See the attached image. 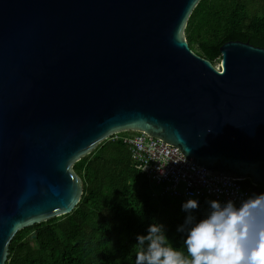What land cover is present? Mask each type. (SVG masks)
Returning <instances> with one entry per match:
<instances>
[{
	"label": "water",
	"instance_id": "obj_1",
	"mask_svg": "<svg viewBox=\"0 0 264 264\" xmlns=\"http://www.w3.org/2000/svg\"><path fill=\"white\" fill-rule=\"evenodd\" d=\"M199 2L0 0V264L20 230L76 208L74 164L117 133L264 186V47L194 52Z\"/></svg>",
	"mask_w": 264,
	"mask_h": 264
},
{
	"label": "trees",
	"instance_id": "obj_2",
	"mask_svg": "<svg viewBox=\"0 0 264 264\" xmlns=\"http://www.w3.org/2000/svg\"><path fill=\"white\" fill-rule=\"evenodd\" d=\"M185 35L191 49L215 65L227 41L264 47V0H200ZM73 168L84 185L76 208L20 230L6 264H135L136 237L152 222L163 223L173 245L184 249L176 226L183 222L185 200L142 174L122 138L106 139ZM244 184L264 191L250 179ZM207 210L204 203L195 212L199 217Z\"/></svg>",
	"mask_w": 264,
	"mask_h": 264
},
{
	"label": "clouds",
	"instance_id": "obj_3",
	"mask_svg": "<svg viewBox=\"0 0 264 264\" xmlns=\"http://www.w3.org/2000/svg\"><path fill=\"white\" fill-rule=\"evenodd\" d=\"M199 207L195 197L182 203L185 216L176 232L184 237L183 250L173 245L163 223L152 222L136 237L135 264H264V193L239 204L209 199L206 214L198 217Z\"/></svg>",
	"mask_w": 264,
	"mask_h": 264
},
{
	"label": "built area",
	"instance_id": "obj_4",
	"mask_svg": "<svg viewBox=\"0 0 264 264\" xmlns=\"http://www.w3.org/2000/svg\"><path fill=\"white\" fill-rule=\"evenodd\" d=\"M111 138H122L131 151L136 168L172 196L184 200L198 198L201 206L209 199L217 198L222 201L235 199L239 204L242 199L257 194L254 187L244 184L246 179L212 174L209 169L198 167L193 159L188 160L178 147L144 131L117 133Z\"/></svg>",
	"mask_w": 264,
	"mask_h": 264
},
{
	"label": "flooded vegetation",
	"instance_id": "obj_5",
	"mask_svg": "<svg viewBox=\"0 0 264 264\" xmlns=\"http://www.w3.org/2000/svg\"><path fill=\"white\" fill-rule=\"evenodd\" d=\"M255 190L257 194L264 193V191L262 192V188L260 186L259 187L255 186Z\"/></svg>",
	"mask_w": 264,
	"mask_h": 264
},
{
	"label": "rangeland",
	"instance_id": "obj_6",
	"mask_svg": "<svg viewBox=\"0 0 264 264\" xmlns=\"http://www.w3.org/2000/svg\"><path fill=\"white\" fill-rule=\"evenodd\" d=\"M220 63H217L216 65H219ZM132 133V131H130ZM129 131L128 132H121L122 135H125V134H129L130 133Z\"/></svg>",
	"mask_w": 264,
	"mask_h": 264
}]
</instances>
